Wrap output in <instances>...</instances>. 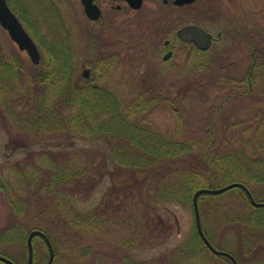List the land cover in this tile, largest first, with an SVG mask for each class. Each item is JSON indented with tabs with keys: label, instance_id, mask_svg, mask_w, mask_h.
Listing matches in <instances>:
<instances>
[{
	"label": "rangeland",
	"instance_id": "obj_1",
	"mask_svg": "<svg viewBox=\"0 0 264 264\" xmlns=\"http://www.w3.org/2000/svg\"><path fill=\"white\" fill-rule=\"evenodd\" d=\"M44 1L46 5L39 6ZM210 4L208 17L198 13V5L191 15L185 9L167 8L166 19L157 20V25L155 16L149 14L152 10H148L154 6L147 3L139 11L119 12L114 23L103 26L87 18L79 0L30 3L39 22L43 13L51 15L50 25H41L42 33L48 39L60 34L65 48H72L74 56L80 55L74 82L92 81L127 104L138 103L137 97L155 99L153 111L146 118L141 116L144 126L191 144L194 155L188 169L198 165L208 149L215 172L220 170L221 184L247 175L244 180L251 181L256 200L262 201L264 183L253 182L251 174L228 167L222 170L220 161L242 147L247 149L249 141L255 142L256 133L264 145V125L259 132L264 122V76L259 78L260 85H252L250 92L245 90L247 94L229 85L232 80H246L250 69L264 62V0H212ZM52 6L55 15L46 9ZM105 8L109 11V4ZM219 10L223 15L217 17ZM52 15L60 17L61 25ZM193 22L213 34L210 50L202 52L177 38L178 28ZM235 27L251 33L249 40H241L233 32ZM220 32L223 34L218 37ZM169 39L174 56L167 61L164 55L170 49L166 47ZM0 55L15 63L17 71L29 80L46 71L43 62L33 64L1 26ZM257 58L260 60L255 62ZM112 59L109 65L105 62ZM13 81L15 87L0 97L8 103V107L0 103V184L7 189L0 186L1 255L27 264L29 233L45 229L56 252L54 264H125L127 260L141 264H229L204 247L200 254L187 255L190 250L183 244L197 234L192 195L180 184L174 189L184 196L162 199L167 182V178L162 180L163 171L149 174L141 168H121L115 159H108L109 144L91 140L81 135V130L68 135L70 125L38 135L10 121L11 111L24 114L23 107L17 105L26 102L19 96L27 87L26 81L21 75ZM247 150L248 159L264 161L263 150ZM174 174L168 178L177 184ZM35 176L40 178L31 186L29 179ZM168 191L174 192L171 188ZM225 193L228 195L203 196L207 200L200 207L202 227L213 243L232 253L239 264H264V236L240 235L248 219L262 216L264 210L253 214L247 199L233 190ZM226 203L231 210L230 225L223 212ZM250 223L257 224L254 218ZM34 251L36 264L48 262L49 252L40 238L34 240Z\"/></svg>",
	"mask_w": 264,
	"mask_h": 264
},
{
	"label": "trees",
	"instance_id": "obj_2",
	"mask_svg": "<svg viewBox=\"0 0 264 264\" xmlns=\"http://www.w3.org/2000/svg\"><path fill=\"white\" fill-rule=\"evenodd\" d=\"M29 1L34 6L35 0H8L11 8L21 19L40 49H42V62L46 71H43L34 80H29L25 75L22 76L23 72L17 71L18 67L15 63L5 60L0 55V97L5 95L3 94L4 91H9L15 87L16 83H13L15 76L21 75L27 83V87L19 93V96H23L22 99L26 101L24 102L25 105H17V107H23L25 112L21 114L11 111L8 115L10 121H13L22 130L34 132L38 135L48 134L54 129L70 125L71 128L66 133L68 135H73L74 132L81 130V135H86L91 140L97 142L109 144L110 150L107 152L109 156L115 159L117 166H121V168H141L149 174L163 171L162 173L160 172L162 174V180H166L167 178V182L160 195L162 199L166 196H172V199L175 197L180 198L181 195L184 196L182 193L180 194L179 190L174 189L180 184L185 188L183 190H188V195L189 193L192 195V202L194 193L199 189L220 188L233 182L244 183L251 190L254 197L258 199L254 193V189H252L251 181L249 179H246L247 181L244 180V177L247 175L228 178L226 180L228 182L224 183V180L222 181L224 184H221L219 179L220 170L217 168L218 170L215 172L216 166L214 168L215 163L208 149L202 153L200 161L197 162L199 164L193 165L191 169H188L186 166L189 164L190 158L194 155V148L191 144L184 141H176L166 134L160 133L157 129L144 126L145 120L141 116H145L146 118L153 111L156 105L155 99L153 100L151 98L148 100L143 97H137L138 103L127 104L109 89L100 87L92 81L74 82L73 79L77 72L76 59H79L80 55L77 54V56H74L75 53L72 51V48H65L66 43L61 40L60 34H56L52 39H48V36L42 33L41 25L48 26L51 15L48 16L43 13V21L42 23L39 22L35 17ZM45 3L46 1L43 4L40 3L39 6L43 7L46 5ZM52 8L54 7H46L48 12L51 11L55 15L56 10ZM54 15H52V19L58 20L57 24L61 25L60 17H55ZM59 28L61 27H58V30ZM89 53L93 54L91 50H89ZM95 53L98 52L96 51ZM92 58L94 59V55ZM258 58L255 62L260 60ZM104 59L108 60V58ZM112 61L113 59L105 62L109 65ZM98 68L95 69L97 70ZM12 71H14L13 74L10 73ZM4 72L5 75L3 74ZM263 76L264 62L261 60L250 69L246 80H232L229 85H232V88L237 89V91L249 89L248 92H250L252 85H260L259 78ZM244 84L247 87H243ZM245 94H247L246 91ZM5 102L0 101V103H3V106L8 107V103ZM263 125L264 122L259 132L262 131ZM79 126H83V128L80 127V129ZM255 138V142L254 140L252 142L249 141L245 147L250 151L262 153L261 150L264 151L263 141H261L262 139L257 133ZM247 149L242 147V149L227 154L220 161L221 169L251 174V180L253 182L264 183V161L248 159L246 157L249 156ZM196 161L198 160L196 159ZM257 165L261 167L255 168ZM173 172L175 173L174 179L177 184L171 183L168 178V175L173 174ZM216 174H218V177ZM0 186L4 191H7L3 183ZM170 188L174 192L170 193L168 191ZM233 191L237 192L242 199H247L250 203L249 198L242 189L235 188ZM225 195L228 194L225 193L220 196ZM203 196L199 198V206L201 208L202 201L204 199L207 200V197ZM259 202H264V200H259ZM228 205L229 203L224 205L223 212L225 214L226 224L230 225L227 221L231 216V210H229ZM257 210L263 211L264 209H255L252 207L253 214ZM251 218H254V222L257 224L250 223ZM230 220L237 222V219L234 218H230ZM248 221L247 225L243 226L240 230V235H249L257 239L259 236H264V214L262 216L253 215ZM40 230L48 234L47 230ZM203 230L213 243L209 232L205 228ZM188 244L190 249H188ZM213 245L215 246L214 243ZM204 246L198 234L190 242L188 241L183 244L184 248L190 250V254L187 255L191 256L203 252L204 249L202 248ZM222 250L224 249L222 248ZM208 252L210 251L208 250ZM14 262L18 264L16 261ZM34 264H36L35 261ZM125 264L141 263H133L127 260Z\"/></svg>",
	"mask_w": 264,
	"mask_h": 264
},
{
	"label": "water",
	"instance_id": "obj_3",
	"mask_svg": "<svg viewBox=\"0 0 264 264\" xmlns=\"http://www.w3.org/2000/svg\"><path fill=\"white\" fill-rule=\"evenodd\" d=\"M84 11L87 17L92 20L96 21L99 20L101 17V10L100 8L94 3V0H80ZM129 4L134 9H139L142 6L143 0H127ZM196 0H176L177 6H183L185 4L194 3ZM0 26L8 32L11 40L18 46L19 50L22 52H26L30 57L33 64L38 65L41 62L42 54L37 46L36 42L32 38V36L28 33L25 29L23 23L15 14V12L11 9L8 0H0ZM178 37L186 43H193L195 44L200 50L206 51L212 45V38L213 36L207 32L205 29L198 25H187L180 28L177 32ZM171 56V52H169L165 57L164 60H168ZM234 188H241L245 191L247 196L249 197L251 204L256 208H264V202H258L255 200L253 194L248 189L246 185L240 182L230 183L224 187H220L217 189L212 188H202L197 190L193 196V208L196 217V225L198 233L206 244V246L216 255L224 256L232 260L233 264H238L236 258L228 253L227 251L218 250L215 248L212 243L209 241L207 236L205 235L202 224H201V217H200V209H199V198L202 195H219L225 192H228ZM36 235H42L45 237L47 244L50 248L51 256L48 264H53L54 261V248L52 243L50 242L49 238L46 234L42 233L39 230H34L30 233L28 237V251H29V259L28 264H33L34 261V247H33V238ZM0 261L6 264H15L12 260L0 255Z\"/></svg>",
	"mask_w": 264,
	"mask_h": 264
},
{
	"label": "flooded vegetation",
	"instance_id": "obj_4",
	"mask_svg": "<svg viewBox=\"0 0 264 264\" xmlns=\"http://www.w3.org/2000/svg\"><path fill=\"white\" fill-rule=\"evenodd\" d=\"M80 1V0H79ZM212 0H196L194 3H191V4H185L183 6H177L176 5V0H143L142 1V6L141 8L139 9H134L127 0H94V3L100 8L101 10V17L99 18V20H96V21H92L94 23H102V25L104 26H108L110 25L111 23H114L115 22V19H116V16L118 15L119 12H122L124 10H133V11H139V10H142L144 9L145 7V4L149 3L151 5H153L154 7L152 9H148V10H152L149 12V14H153L155 17H153L155 19L154 23L158 25L157 23V20H164V18L166 17L167 15V8L168 10H177V9H185V11L187 12L188 15H191L193 13V11L196 9V6L198 7V13L200 11L201 13V16L203 17H208V12H209V9H210V6L212 4H210L208 6L209 3H211ZM110 6V9L109 11L105 8V5H108ZM158 5H163L162 8H159ZM217 8V7H215ZM214 8V9H215ZM214 9H213V12H214ZM107 15V16H106ZM223 15V12H221L219 10V13L217 11V14L215 16L219 17ZM149 16V15H148ZM169 17V16H167ZM170 18V17H169ZM166 19V18H165ZM245 23V22H243ZM154 24L155 27H157L156 25ZM190 24H196V25H201L199 23H190ZM246 24V23H245ZM184 26V25H183ZM181 26V27H183ZM202 26V25H201ZM245 26V25H244ZM247 26V25H246ZM245 26V27H246ZM181 27H179L178 29H180ZM205 28V27H204ZM207 30V29H206ZM208 31V30H207ZM177 32L178 30L176 31V36H177ZM233 32L236 33V35L242 40H245L246 42V38L247 40H249V36L251 35V33L246 34L245 31L242 29V30H239L237 29V27L233 28ZM211 33V32H210ZM212 34V33H211ZM222 32L219 33L218 37H221L222 36ZM213 35V34H212ZM178 38V36H177ZM179 39V38H178ZM180 40V39H179ZM215 40L214 36H213V41ZM181 41V40H180ZM174 44L172 43V41L169 39L166 41V47L167 48H170L168 49V51L166 52V54L164 56H166L169 52H171V56L170 58L167 60L169 61L173 56H174V51L171 49V47L173 46ZM189 45H193V44H189ZM171 46V47H170ZM108 159L112 161L113 157L112 156H108ZM40 177L38 176H35L34 178H31L29 179L30 183H31V186L34 185L35 181H37ZM43 232V231H41ZM45 233V232H44ZM46 234V233H45ZM47 235V234H46ZM48 236V235H47ZM36 238H40L47 246V250L49 252V259H48V262L50 260V256H51V252H50V248L47 244V241L45 239L44 236L42 235H36L34 236L33 238V241L36 239ZM49 238V237H48ZM50 239V238H49ZM51 241V239H50ZM208 250V249H207ZM54 261L56 260V252H55V249H54ZM9 258V257H8ZM10 259V258H9ZM229 261V264H233V262L230 260V259H227ZM54 261H53V264H54ZM48 262L46 264H48ZM239 264V263H238Z\"/></svg>",
	"mask_w": 264,
	"mask_h": 264
}]
</instances>
